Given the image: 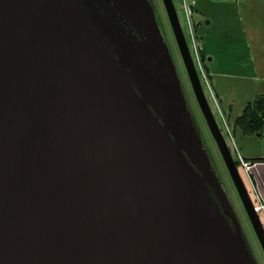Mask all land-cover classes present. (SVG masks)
<instances>
[{
	"label": "water",
	"instance_id": "obj_1",
	"mask_svg": "<svg viewBox=\"0 0 264 264\" xmlns=\"http://www.w3.org/2000/svg\"><path fill=\"white\" fill-rule=\"evenodd\" d=\"M264 251V223L162 0ZM0 264H259L150 0H0Z\"/></svg>",
	"mask_w": 264,
	"mask_h": 264
},
{
	"label": "rangeland",
	"instance_id": "obj_2",
	"mask_svg": "<svg viewBox=\"0 0 264 264\" xmlns=\"http://www.w3.org/2000/svg\"><path fill=\"white\" fill-rule=\"evenodd\" d=\"M150 1L156 9L187 102L213 166L230 196L259 264H264L263 248L197 102L164 3L162 0ZM174 3L193 48L183 1L174 0ZM188 3L194 9L192 20L196 23L195 33L203 48L201 54L208 75L206 80L200 73L204 90L232 153L239 160V140L231 136L226 124L227 122L230 127L233 126L227 117L226 101L238 102L234 104V108L239 111L244 101H252L259 92H263L264 0H195L194 4L193 0H188ZM209 56L213 57L212 61ZM241 172L246 177L242 168Z\"/></svg>",
	"mask_w": 264,
	"mask_h": 264
},
{
	"label": "crops",
	"instance_id": "obj_3",
	"mask_svg": "<svg viewBox=\"0 0 264 264\" xmlns=\"http://www.w3.org/2000/svg\"><path fill=\"white\" fill-rule=\"evenodd\" d=\"M209 60L212 61L213 57L209 56ZM261 91L263 92H259L258 94H264V88ZM251 102H253V100L244 101L240 110L235 111L234 104H238V102L226 101L227 117L230 122L232 121L233 126L230 127L227 122L226 124L231 136L239 140L237 145L239 148V155L246 160H252L253 165L249 169V172H246V170L242 168L246 174L244 179L251 195L255 201H257L258 196L264 201V123L254 131L247 130L237 123V119L243 115L246 107Z\"/></svg>",
	"mask_w": 264,
	"mask_h": 264
},
{
	"label": "built area",
	"instance_id": "obj_4",
	"mask_svg": "<svg viewBox=\"0 0 264 264\" xmlns=\"http://www.w3.org/2000/svg\"><path fill=\"white\" fill-rule=\"evenodd\" d=\"M183 4H184V8L188 17V22H189V26H190V34H191V38H192V45L193 48L191 47L190 43V49L194 58V61L196 63V66L198 68L199 74L201 73L202 76L207 80L208 75L206 73L205 67H204V60L202 58V46L200 45L198 39H197V35L195 33V24L194 21L192 20L193 14H194V9L193 6L190 5L188 3V0H182ZM195 3V0H193V4ZM189 42V41H188ZM201 77V75H200ZM239 165L241 168L245 169L246 172H249V169L252 167V161L246 160L244 157H242L241 155H239ZM255 201V200H254ZM255 206L257 211L259 212V214L261 215V218L263 220V216H264V201L258 196L257 201H255ZM264 223V220H263Z\"/></svg>",
	"mask_w": 264,
	"mask_h": 264
},
{
	"label": "trees",
	"instance_id": "obj_5",
	"mask_svg": "<svg viewBox=\"0 0 264 264\" xmlns=\"http://www.w3.org/2000/svg\"><path fill=\"white\" fill-rule=\"evenodd\" d=\"M237 123L251 131L257 130L264 123V94H258L253 102L248 104L243 115L237 119Z\"/></svg>",
	"mask_w": 264,
	"mask_h": 264
}]
</instances>
